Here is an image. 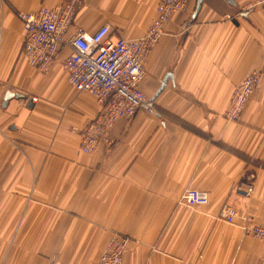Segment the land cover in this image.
Segmentation results:
<instances>
[{
  "label": "crops",
  "instance_id": "0c3cea01",
  "mask_svg": "<svg viewBox=\"0 0 264 264\" xmlns=\"http://www.w3.org/2000/svg\"><path fill=\"white\" fill-rule=\"evenodd\" d=\"M159 1L0 0V264H95L112 232L130 238L123 264H264V241L220 216L228 201L264 221V5L203 0L196 13L188 0L146 62L156 113L120 119L115 143L91 153L80 133L99 103L70 84L67 52L46 72L22 54L20 11L74 2V29L109 24L136 38ZM253 70L261 83L228 122L233 89ZM8 92L25 98L4 105ZM248 171L255 192L243 198L234 189ZM189 188L211 202L182 203Z\"/></svg>",
  "mask_w": 264,
  "mask_h": 264
},
{
  "label": "built area",
  "instance_id": "2783aa9c",
  "mask_svg": "<svg viewBox=\"0 0 264 264\" xmlns=\"http://www.w3.org/2000/svg\"><path fill=\"white\" fill-rule=\"evenodd\" d=\"M187 2L160 0L152 23L136 38L115 34L109 24L101 25L94 32L81 27L74 29V2L40 5L34 11L18 12L25 31L22 54L29 65L42 72L49 71L58 56L66 51L62 65L70 84L76 90L96 97L99 103L98 113L82 129L81 151L90 153L100 145L113 144L112 130L120 119L133 118L140 109L156 113L154 99L144 91L146 62L173 16L184 11ZM254 82L251 76L235 91L230 118L238 115ZM248 178L251 180L253 175ZM253 188V182L249 181L240 185L238 192L247 196ZM182 201L190 206L205 205L210 202V197L206 191L188 189L183 193ZM222 216L233 222L236 210L226 204ZM245 229L264 239V225L245 226ZM128 243L126 236L114 234L97 264H123Z\"/></svg>",
  "mask_w": 264,
  "mask_h": 264
},
{
  "label": "rangeland",
  "instance_id": "374dc122",
  "mask_svg": "<svg viewBox=\"0 0 264 264\" xmlns=\"http://www.w3.org/2000/svg\"><path fill=\"white\" fill-rule=\"evenodd\" d=\"M261 0H253V1H250L248 4H247V6H246V9H254V8H257V7H260V6H263L264 5V0L262 1V2H260ZM187 4H188V2H187ZM158 6V5H157ZM186 9H187V6H186ZM185 9V10H186ZM184 10V11H185ZM156 12H157V9H156ZM237 16H241V14H240V12L239 13H237ZM174 17V16H173ZM225 17L227 18V19H232V15L231 14H229V13H227L226 15H225ZM154 19V18H153ZM173 19V18H172ZM153 21V20H152ZM172 21V20H171ZM170 21V22H171ZM169 22V23H170ZM152 23V22H151ZM150 23V24H151ZM149 27V26H148ZM162 37V36H161ZM159 40H160V38H159ZM158 40V41H159ZM158 41H157V43H158ZM156 43V44H157ZM254 72H257V73H255L254 74ZM253 74V75H252ZM253 77V80H255V82H254V85H253V87L251 88V91H250V93H249V95H248V97L246 98V100L243 102V104H242V107L240 108V110H239V112H238V115L236 116V117H233V118H230L229 117V111H230V109L232 108V106H233V99H234V95H235V91L236 90H238V88L239 87H241L244 83H245V80L246 79H248L249 77ZM262 77H263V74H262V72L261 71H258V70H253V71H251L250 73H248L235 87H234V89H233V92H232V94H231V97H230V101H229V106H228V108L226 109V111H225V113H224V116H225V118H226V120L228 121V122H237V121H239V120H241V118H242V114H243V111H244V108H245V106H246V104H247V102L249 101V99L251 98V96L253 95V93L255 92V90L259 87V85H260V83H261V80H262ZM151 98V97H150ZM83 129V128H82ZM81 132H82V130H81ZM80 138H81V133H80ZM115 142H113V144H114ZM113 144H111V145H113ZM104 145V144H103ZM110 145V146H111ZM101 146V145H100ZM108 146V145H107ZM97 150V149H96ZM80 151H81V149H80ZM81 152H83V151H81ZM85 153V152H84ZM91 153V152H90ZM250 175H253V178L250 180L249 178H248V176H250ZM256 177H257V175H256V173L255 172H251V171H248V172H246L245 174H244V178L235 186V189H234V191L240 196V197H243V198H248V197H251L253 194H254V192H255V180H256ZM249 181H252L253 182V184H254V188H253V190H252V192L249 194V195H247V196H245V195H243V194H241L240 192H238V188H239V186L240 185H244V184H246L247 182H249ZM189 189H195V188H189ZM188 190V189H187ZM208 193V192H207ZM209 194V193H208ZM183 195V194H182ZM182 195H181V197H180V200H181V202L182 203H184L183 201H182ZM209 197H210V195H209ZM210 202H211V198H210ZM209 202V203H210ZM208 203V204H209ZM184 204H186V203H184ZM226 204H228V205H230V206H232L235 210H236V218H235V220L233 221V222H230V221H228L226 218H224L223 216H222V208H223V206L224 205H226ZM187 205V204H186ZM206 205V204H205ZM188 206H190V205H188ZM195 206H202V205H195ZM220 216H221V218L222 219H224L226 222H228V223H230V224H237V222L239 223V221L241 222L239 225L241 226V228H242V230H243V232L245 233V234H247V235H251V236H253V237H255V238H257V239H260V240H263L264 241V239L263 238H260V237H258V236H256L255 234H253V233H248L247 231H246V229H245V226H247V227H254V226H262V225H264V221L263 222H257L256 220H255V217L253 216V215H250V214H246V215H241L240 214V212H239V210H238V208L237 207H235L234 205H232L230 202H228V201H226V202H224V204L222 205V207H221V209H220ZM114 234H122V233H119V232H112L111 233V235H110V237H109V239L107 240V242L103 245V247H102V249H101V252H100V256H99V258H98V260L95 262V264H97L98 263V261H99V259H100V257H101V254L103 253V251L105 250V249H107V247H108V245H109V243H110V241H111V239L113 238V236H114ZM122 235H124V234H122ZM124 236H126V235H124ZM128 239H129V243L131 242L130 241V238L128 237V236H126ZM129 243H128V246H129ZM128 248V247H127ZM127 250V249H126ZM126 250H125V252H126ZM124 252V253H125ZM123 259H124V254H123Z\"/></svg>",
  "mask_w": 264,
  "mask_h": 264
},
{
  "label": "water",
  "instance_id": "95a60500",
  "mask_svg": "<svg viewBox=\"0 0 264 264\" xmlns=\"http://www.w3.org/2000/svg\"><path fill=\"white\" fill-rule=\"evenodd\" d=\"M227 1L230 2L231 4H235L233 0H227ZM202 2H203V0H198V1H197L196 13H197L198 10L200 9ZM165 80H167V78H165ZM164 85H165V83L163 82L162 85H161V88H160L159 90L163 89ZM14 96H16L17 98H18V97H19V98H21V97H22V98H25V97H24V94H22V93H11V92H8V93H6V96H5V102H4V105H6L8 99H10V98H12V97H14ZM32 104H33V103H32V98H29V99H28L27 106L30 107V106H32Z\"/></svg>",
  "mask_w": 264,
  "mask_h": 264
}]
</instances>
